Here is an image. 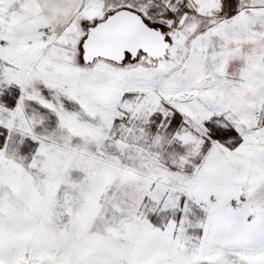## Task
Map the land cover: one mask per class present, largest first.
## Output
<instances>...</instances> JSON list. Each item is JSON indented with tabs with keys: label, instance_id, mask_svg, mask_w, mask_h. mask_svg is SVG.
<instances>
[{
	"label": "snow or ice",
	"instance_id": "1",
	"mask_svg": "<svg viewBox=\"0 0 264 264\" xmlns=\"http://www.w3.org/2000/svg\"><path fill=\"white\" fill-rule=\"evenodd\" d=\"M0 264H264V0H0Z\"/></svg>",
	"mask_w": 264,
	"mask_h": 264
}]
</instances>
